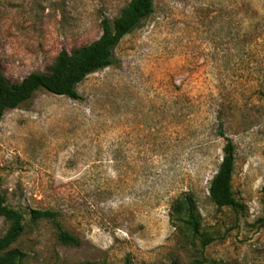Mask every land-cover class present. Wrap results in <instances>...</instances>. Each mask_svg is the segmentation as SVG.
<instances>
[{
    "label": "rangeland",
    "instance_id": "1",
    "mask_svg": "<svg viewBox=\"0 0 264 264\" xmlns=\"http://www.w3.org/2000/svg\"><path fill=\"white\" fill-rule=\"evenodd\" d=\"M130 0H0V70L17 83L91 44ZM46 90L0 124L4 206L22 211L24 264H264V0H156L77 87ZM237 147L238 212L210 184L226 138ZM195 196L204 250L171 210ZM53 211L80 246L60 242ZM10 223L0 213V237Z\"/></svg>",
    "mask_w": 264,
    "mask_h": 264
},
{
    "label": "trees",
    "instance_id": "2",
    "mask_svg": "<svg viewBox=\"0 0 264 264\" xmlns=\"http://www.w3.org/2000/svg\"><path fill=\"white\" fill-rule=\"evenodd\" d=\"M156 0H130L115 19L102 21V35L95 42L73 49L63 50L47 73H33L17 83L10 82L0 70V124L7 111L20 108L41 90L54 95L79 100L77 87L88 76L114 64L115 49L155 11ZM221 136L225 137L223 133ZM226 138L224 155L218 172L213 177L209 192L210 199L218 209L230 208L235 212L244 209L234 191V175L237 163V147ZM6 198L0 190V213L10 223L7 233L0 237V264H24L26 255L13 246L26 230V219L22 211L4 206ZM31 222L50 220L56 225L60 242L67 246H80L81 241L65 231L58 222V214L53 211L31 210ZM172 222L183 225L194 239H199L204 250L214 238L204 231L202 216L195 196L185 193L174 202L171 210ZM192 264H211L196 259Z\"/></svg>",
    "mask_w": 264,
    "mask_h": 264
}]
</instances>
